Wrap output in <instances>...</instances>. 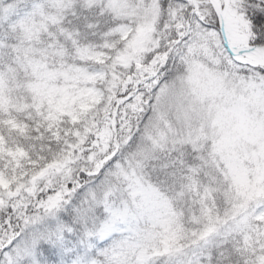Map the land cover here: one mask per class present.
<instances>
[{"label":"snow or ice","instance_id":"obj_1","mask_svg":"<svg viewBox=\"0 0 264 264\" xmlns=\"http://www.w3.org/2000/svg\"><path fill=\"white\" fill-rule=\"evenodd\" d=\"M0 264H264V0H0Z\"/></svg>","mask_w":264,"mask_h":264}]
</instances>
